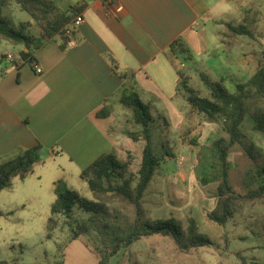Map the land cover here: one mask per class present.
Returning <instances> with one entry per match:
<instances>
[{
	"label": "rangeland",
	"instance_id": "374dc122",
	"mask_svg": "<svg viewBox=\"0 0 264 264\" xmlns=\"http://www.w3.org/2000/svg\"><path fill=\"white\" fill-rule=\"evenodd\" d=\"M244 4L247 8H258L264 14V0H247ZM2 15L15 28L20 22L31 21L30 15L13 1L3 8ZM242 16L243 13H240L237 18V12L233 10L226 18L239 23ZM223 27V24L217 26L219 39ZM259 47L257 40L241 36L233 51L228 53L223 48L220 63L214 67L206 65L207 62L197 61L198 56L191 59L181 53L175 54L174 63L182 74H189V84L201 96H207L208 90L199 72L213 78L226 75L227 87L233 90L236 82L249 78L251 66L248 54ZM20 49V45L0 42V52L18 54ZM206 58L210 60V55ZM6 63L1 58L0 64ZM177 101L186 110L182 96ZM165 107L163 104L151 107V140L155 153L160 157V164L143 196V219L151 221L174 216L186 224L187 217L191 216L199 231L208 234L215 243L179 252L170 236L152 234L140 238L127 250L110 256L107 264H243L244 258L246 264H264V204L244 206L224 227L207 218L215 203L216 184L202 186L198 176L210 165L211 140L217 136H227L221 124L208 121L201 115L169 116L163 113ZM156 110H161L163 116H159ZM128 113L119 114V125L116 124L112 132L120 136V156L131 152V168L134 171L144 142L124 137L125 130L141 128ZM245 128L264 149V138L253 132L250 123L246 122ZM191 139H195V144ZM228 160L232 164L230 183L243 191L242 182L244 185L250 182L246 173L250 160L238 145L230 148ZM80 173L81 169L65 154L50 157L44 153L43 159L34 164L31 173L25 178L13 177L11 185L0 191V264H57L58 261H62V264L98 263L99 255L85 237L69 241V222L88 218L87 211L74 206L70 220L56 216L57 225L48 230V220L52 216L50 208L56 197L54 189L58 182L92 199L91 191Z\"/></svg>",
	"mask_w": 264,
	"mask_h": 264
},
{
	"label": "crops",
	"instance_id": "0c3cea01",
	"mask_svg": "<svg viewBox=\"0 0 264 264\" xmlns=\"http://www.w3.org/2000/svg\"><path fill=\"white\" fill-rule=\"evenodd\" d=\"M245 1L55 0L64 10L84 2V20L64 49L58 37L44 40L34 54L41 73L7 58L0 64V162L37 143L81 170L113 147L119 151L120 136L112 130L119 114L127 115L119 103L126 88H135L150 109L163 104L166 115L185 116L171 42L181 38L191 59L214 67L223 52L217 26L231 22L226 16L233 10L238 18ZM30 29L40 35L36 24ZM103 105L112 112L98 117Z\"/></svg>",
	"mask_w": 264,
	"mask_h": 264
},
{
	"label": "trees",
	"instance_id": "16d2710c",
	"mask_svg": "<svg viewBox=\"0 0 264 264\" xmlns=\"http://www.w3.org/2000/svg\"><path fill=\"white\" fill-rule=\"evenodd\" d=\"M12 1L30 15L31 21L20 22L15 28L4 18L3 8ZM84 6L85 3L82 2L64 10L54 0H0V42L21 46L18 52L20 62H14L16 66L31 64L35 60V52L45 39L58 37L60 47L64 49L67 46L69 36L64 33L65 26ZM32 24L40 28L39 36L31 31ZM222 24L224 27L219 33L220 42L228 53L233 51L241 36L259 42L260 47L252 49L248 54L251 66L249 78L244 82H236L231 90L227 87L226 75L213 78L201 71L199 77L208 90L207 96H201L189 84V74L177 72L176 95L177 98L182 96L186 104L187 111L184 110V105L179 106L185 116L201 115L208 121H218L227 135L211 140L210 165L198 176L202 186L216 184L215 203L207 213V218L224 227L244 206L264 204V149L245 128V123H250L253 132L264 138V14L258 8H246L241 22ZM261 24L263 26L260 28ZM169 47L173 52L191 58V53L181 38L173 40ZM1 58L6 59V54L2 53ZM111 61L114 62V59ZM114 69L117 68L113 63ZM120 76L123 77L124 74ZM119 103L123 110L130 113L132 121L141 126L139 130L124 131L128 138L144 142L137 169L133 171L131 168V152L122 157L113 147L81 170L80 177L86 181L92 199H87L75 190L65 188L63 182H58L54 189L56 197L50 208L52 216L48 220V230L51 231L57 225L56 216L70 220L74 206L87 211L88 218L68 221L69 241L85 237L99 255L97 264H107L110 256L120 250H127L140 238L152 234L170 236L179 252L214 245L215 242L208 234L199 231L191 216L187 217L186 224L174 216L151 221L143 219V196L160 164V157L155 153L151 140L152 112L149 104L141 99L133 87L122 90ZM111 112L109 105H103L97 111V116L107 117ZM190 141L195 144V139ZM234 145L241 147L250 160L246 172L250 182L248 185L242 182L243 191L230 183L229 171L232 164L228 155ZM50 152V149L37 143L14 157L1 161L0 191L11 185L13 177L25 178L31 173L34 164L43 159V154ZM242 262L246 264L245 258ZM57 264H62V261Z\"/></svg>",
	"mask_w": 264,
	"mask_h": 264
},
{
	"label": "built area",
	"instance_id": "2783aa9c",
	"mask_svg": "<svg viewBox=\"0 0 264 264\" xmlns=\"http://www.w3.org/2000/svg\"><path fill=\"white\" fill-rule=\"evenodd\" d=\"M84 18H83V15L82 13L78 12L73 18L72 20L65 26V31L64 33L66 35H71L72 32L77 29V27H79V25L83 22ZM6 58L7 60L11 61V62H20V57L18 54H13V53H10L8 52L6 54ZM34 71L36 73H41L42 72V68L40 66V64L34 60L32 63H31Z\"/></svg>",
	"mask_w": 264,
	"mask_h": 264
}]
</instances>
